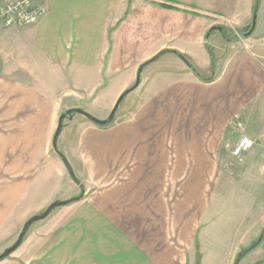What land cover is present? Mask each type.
I'll list each match as a JSON object with an SVG mask.
<instances>
[{
  "label": "crops",
  "instance_id": "crops-1",
  "mask_svg": "<svg viewBox=\"0 0 264 264\" xmlns=\"http://www.w3.org/2000/svg\"><path fill=\"white\" fill-rule=\"evenodd\" d=\"M33 4L46 9L34 25L0 22V256L30 219L78 194L53 146L68 111L107 119L139 80L126 95L129 106L111 125L70 118L66 150L86 165L87 175L102 140L106 165L115 166V173L123 161L134 164L132 173L148 167L166 174L170 156L208 161L219 153L233 155L244 133L233 132V121L264 92L262 0L259 9L257 0ZM256 10V28L248 37ZM229 30L237 37L230 38ZM199 172L211 170L205 164ZM57 214L62 213L54 220ZM0 264L14 263L7 258Z\"/></svg>",
  "mask_w": 264,
  "mask_h": 264
},
{
  "label": "rangeland",
  "instance_id": "rangeland-1",
  "mask_svg": "<svg viewBox=\"0 0 264 264\" xmlns=\"http://www.w3.org/2000/svg\"><path fill=\"white\" fill-rule=\"evenodd\" d=\"M225 33L237 37L232 30ZM130 99L122 101L117 117ZM239 131L253 145L249 155L239 159L224 152L208 161L170 156L166 174L148 167L132 173L134 164L123 161L115 173V166L106 165L105 141H98L97 163L87 175L86 165L66 150V126L55 151L72 167L74 176H68L78 194L59 202L69 208H56L50 223L46 218L33 224L8 259L14 264H235L239 253L264 234V92L247 113L235 117L233 132ZM205 164L210 173L199 172ZM56 213L62 214L54 220ZM262 261L264 237L240 264Z\"/></svg>",
  "mask_w": 264,
  "mask_h": 264
},
{
  "label": "water",
  "instance_id": "water-1",
  "mask_svg": "<svg viewBox=\"0 0 264 264\" xmlns=\"http://www.w3.org/2000/svg\"><path fill=\"white\" fill-rule=\"evenodd\" d=\"M256 19H257V14H255V17H254V22H253V25H252V28L250 29V31L248 32L247 36L250 37L252 35V33L254 32L255 28H256ZM222 30V29H221ZM139 86V80H138V83L136 85V87L134 89H131L130 91H128V93H131L133 90H135L137 87ZM127 93V94H128ZM123 95L120 97V99L118 100V102L116 103L115 107H114V110L113 112L111 113L110 117L105 120V121H100V120H97L95 118H93L91 115H89L88 113L84 112L83 110H80V109H73V110H70L67 114L63 115L61 118H60V121H59V126H58V129H57V132L55 134V137H54V140H53V146L54 148H57V145H58V141H59V138L62 134V130H63V123H64V120L66 119V117H69V118H72L75 114H80L88 119H90L92 122H94L96 125L98 126H101V127H105L107 125H109L115 118V115L122 103V101L124 100V98L126 97V95ZM64 163H65V166L69 172V174L71 176H74V173H73V170H72V167L70 166V164L66 161V159H64ZM67 203H55L53 205H51L49 207V209L42 215V216H37V217H34L32 218L31 220H29L18 240H17V243L10 249H8L1 257H0V261L2 260H5L7 258H9L11 255H13L18 249L19 247L22 245L27 233L29 232L31 226L39 221H43L45 220L46 218H48L50 216V214L56 209V208H59V207H62V206H65ZM263 237H264V234L261 236V238L254 244L252 245L251 247H249L248 249H245V250H242L240 253H239V256L236 260V263L235 264H240V262L251 252L253 251L254 249H256L262 242L263 240ZM257 264H264V261L262 262H259Z\"/></svg>",
  "mask_w": 264,
  "mask_h": 264
},
{
  "label": "built area",
  "instance_id": "built-area-1",
  "mask_svg": "<svg viewBox=\"0 0 264 264\" xmlns=\"http://www.w3.org/2000/svg\"><path fill=\"white\" fill-rule=\"evenodd\" d=\"M0 9V22L7 27L25 28L34 25L46 15V9L42 6H34L33 0H2ZM252 144L246 138L242 139L235 147L233 155L241 159L252 148Z\"/></svg>",
  "mask_w": 264,
  "mask_h": 264
},
{
  "label": "trees",
  "instance_id": "trees-1",
  "mask_svg": "<svg viewBox=\"0 0 264 264\" xmlns=\"http://www.w3.org/2000/svg\"><path fill=\"white\" fill-rule=\"evenodd\" d=\"M250 31V29L247 31V32H249ZM213 80V79H212ZM114 122V120L109 124V125H111L112 123ZM109 125H107V126H109ZM106 127V126H105Z\"/></svg>",
  "mask_w": 264,
  "mask_h": 264
},
{
  "label": "bare ground",
  "instance_id": "bare-ground-1",
  "mask_svg": "<svg viewBox=\"0 0 264 264\" xmlns=\"http://www.w3.org/2000/svg\"><path fill=\"white\" fill-rule=\"evenodd\" d=\"M116 116V115H115ZM115 119V118H114Z\"/></svg>",
  "mask_w": 264,
  "mask_h": 264
}]
</instances>
